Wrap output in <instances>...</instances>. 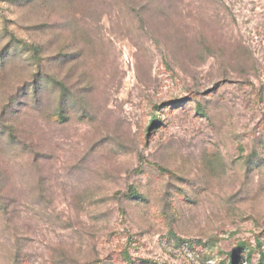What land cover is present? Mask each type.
Segmentation results:
<instances>
[{
    "label": "rangeland",
    "instance_id": "rangeland-1",
    "mask_svg": "<svg viewBox=\"0 0 264 264\" xmlns=\"http://www.w3.org/2000/svg\"><path fill=\"white\" fill-rule=\"evenodd\" d=\"M0 264H264V0H0Z\"/></svg>",
    "mask_w": 264,
    "mask_h": 264
}]
</instances>
